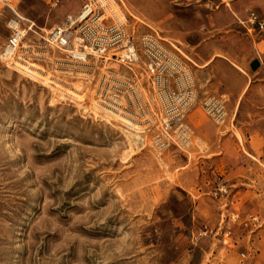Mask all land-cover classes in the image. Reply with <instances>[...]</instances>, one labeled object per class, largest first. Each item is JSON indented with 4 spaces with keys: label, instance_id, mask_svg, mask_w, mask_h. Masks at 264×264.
Wrapping results in <instances>:
<instances>
[{
    "label": "rangeland",
    "instance_id": "rangeland-1",
    "mask_svg": "<svg viewBox=\"0 0 264 264\" xmlns=\"http://www.w3.org/2000/svg\"><path fill=\"white\" fill-rule=\"evenodd\" d=\"M83 1L0 0V53L19 16L22 59L51 81L0 59V264H264V61L224 125L197 102L189 146L157 155V107L139 70H85L44 44ZM119 2L131 26L152 30L153 0ZM124 84L144 115L109 102Z\"/></svg>",
    "mask_w": 264,
    "mask_h": 264
},
{
    "label": "built area",
    "instance_id": "built-area-1",
    "mask_svg": "<svg viewBox=\"0 0 264 264\" xmlns=\"http://www.w3.org/2000/svg\"><path fill=\"white\" fill-rule=\"evenodd\" d=\"M21 22L19 16L8 21L9 34L0 53V59L12 67L23 62L22 57L31 51V46L24 43L25 30ZM247 23L250 27L264 29V22L254 13L249 14ZM44 44L54 46L66 55L70 64L85 70L92 68L93 61L102 66H120L133 76L134 71L139 70V76L146 81L142 88L152 93L157 107L156 132L149 141V147L157 155L170 147L183 150L189 146L193 132L186 117L197 102L216 125L226 122L224 100L207 93L199 100L198 87L187 60L155 31L131 26L119 0H84L76 15L66 16L63 24L49 30ZM123 88L126 89L121 92L123 99L110 95L109 102L120 109L123 104L131 106L139 115H144L140 92L136 93L126 84ZM217 191L225 193L223 188Z\"/></svg>",
    "mask_w": 264,
    "mask_h": 264
},
{
    "label": "crops",
    "instance_id": "crops-1",
    "mask_svg": "<svg viewBox=\"0 0 264 264\" xmlns=\"http://www.w3.org/2000/svg\"><path fill=\"white\" fill-rule=\"evenodd\" d=\"M257 3L258 0H153L152 30L190 64L200 96L207 93L222 98L227 115L228 107L234 111L246 91L254 87L253 77L263 67L264 29L247 23L250 13L264 22V14L251 9ZM190 122L188 115L186 123L191 128Z\"/></svg>",
    "mask_w": 264,
    "mask_h": 264
},
{
    "label": "bare ground",
    "instance_id": "bare-ground-1",
    "mask_svg": "<svg viewBox=\"0 0 264 264\" xmlns=\"http://www.w3.org/2000/svg\"><path fill=\"white\" fill-rule=\"evenodd\" d=\"M26 48V47H24ZM25 59H23V62L20 63H15V69L18 68L20 70V72L25 73L26 75H28L30 78H34V79H40L42 82H44L45 85L51 84V81L48 80V78L44 77L43 75H40L39 72L41 73L42 71L36 67H34V65H29L26 61H24ZM20 64H23L20 65ZM8 66H10L8 64ZM37 77V78H36ZM80 78V77H79ZM50 81V82H49ZM55 88H58V85L55 84L54 86ZM78 90V89H77ZM73 94V95H72ZM74 92H70V96H72L73 98H75L77 100L78 97H75ZM81 99V98H78ZM120 113V112H119ZM106 114V113H105ZM121 118V117H119ZM120 122H123L124 124H126L130 129H133L136 133H140V131H138V127H133V125L130 124V122L126 121V119H117ZM133 124V123H132ZM142 132V131H141ZM143 133V132H142ZM141 133V134H142ZM136 135V134H135ZM141 137V136H140ZM130 140V139H128ZM143 142V140H141ZM130 142H132V140H130ZM151 143V142H150ZM149 143V145H150Z\"/></svg>",
    "mask_w": 264,
    "mask_h": 264
}]
</instances>
